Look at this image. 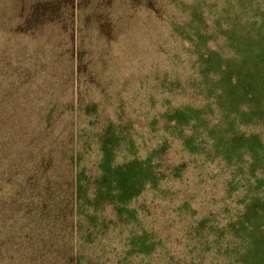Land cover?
<instances>
[{
  "label": "rangeland",
  "instance_id": "374dc122",
  "mask_svg": "<svg viewBox=\"0 0 264 264\" xmlns=\"http://www.w3.org/2000/svg\"><path fill=\"white\" fill-rule=\"evenodd\" d=\"M0 96H52L70 121L95 106L100 127L130 137L116 164L151 161L157 180L132 204L137 221L84 264H264V0H0ZM178 109L199 112L181 136L167 118ZM216 129L240 156L232 166ZM191 138L201 153L185 148ZM98 160L94 147L84 165ZM246 206L257 208L247 258H227L216 231Z\"/></svg>",
  "mask_w": 264,
  "mask_h": 264
},
{
  "label": "trees",
  "instance_id": "16d2710c",
  "mask_svg": "<svg viewBox=\"0 0 264 264\" xmlns=\"http://www.w3.org/2000/svg\"><path fill=\"white\" fill-rule=\"evenodd\" d=\"M61 108L62 102L52 96H0V264H18L20 258L41 264L64 258L68 264H84V258L106 257V248L114 243L111 232L137 221L132 204L157 180L150 160L128 158L116 164L123 145L132 150L130 137L113 124L100 127L95 106L80 104L72 121L62 118ZM198 115L193 109H178L167 118L178 121L181 136L183 121ZM86 118L91 131L86 130ZM213 137L219 154L215 153L223 149L230 166L235 156L240 159L217 129ZM185 143L193 154L203 150L194 138ZM94 147L99 160L92 171L84 161ZM235 185L228 183L226 192H236ZM252 207L246 206L216 231L212 246L218 253L225 250L227 258H247L246 230L257 215ZM137 237L124 234L127 254L132 250L128 244ZM141 239L146 248L151 246L147 236Z\"/></svg>",
  "mask_w": 264,
  "mask_h": 264
}]
</instances>
